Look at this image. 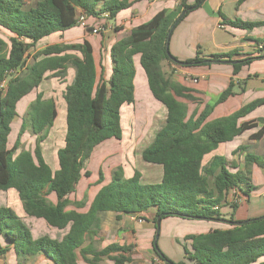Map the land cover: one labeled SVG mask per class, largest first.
Returning <instances> with one entry per match:
<instances>
[{"label":"trees","instance_id":"obj_1","mask_svg":"<svg viewBox=\"0 0 264 264\" xmlns=\"http://www.w3.org/2000/svg\"><path fill=\"white\" fill-rule=\"evenodd\" d=\"M205 0H195L192 5L183 0L171 13L161 11L148 22L132 29L130 35L110 49L112 73L107 82L98 79L91 44L84 40L76 44H54L35 50V44L53 33L64 32L77 24L76 11L95 21V27L103 15L111 20L130 7L128 0H36L27 6L24 0H0V29L9 35L7 41L0 38V191H17L28 215L41 219L57 230H66L60 240L48 236L34 238L27 226L10 207H0V235L12 248L17 263L29 257L43 255L52 264H78L74 252L80 250L85 262L98 264L101 257H108L113 264H135L125 256L130 246L110 244L100 251L82 250L85 237L96 233V216L101 212L119 215H136L155 210L157 217L183 220L218 222L224 229L187 235L183 245L184 259L193 264H264V216L244 221H234L232 214L238 208L231 203L229 219L222 217L219 208L226 195L235 191L248 197L254 187L250 185L251 165L264 168L262 158L239 146L236 152L245 153V170L228 165L223 156H213L204 165V156L216 150L220 144L232 141L244 132L259 129L249 139L264 138V119L241 122L255 108L264 105V99L255 100L233 114L206 122L214 106L233 95L232 84L217 98L214 105L207 104L195 118L187 117V105L177 98L193 100L186 89L166 78L161 69L163 61H177L166 52V38L176 18L182 19L199 8ZM222 24L250 32L260 23L227 20L220 13ZM94 27L87 25V28ZM261 45L257 57L233 62L234 72L254 59H264V39H255ZM236 51L215 54L209 60L196 56L179 65L199 66L210 63H231ZM144 71L149 90L154 99L167 110L166 123L156 134L154 141L143 150L141 157L146 163L161 165V181L142 184L140 173L134 171L125 178L121 167L111 175L84 213L66 210L69 201L63 199L74 189L81 178L86 160L93 150L108 139L121 140L120 111L123 105L134 101V61ZM74 69L71 84L65 87L62 98L65 103V129L62 142L54 145L52 170L42 156L41 144L47 139L57 116L52 99L43 100L37 93L35 100L21 119L15 140L11 139L14 120L18 117L17 104L37 89L44 74L63 79L67 69ZM47 78V77H46ZM1 91V92H2ZM28 132L34 140L31 150H21V137ZM84 176H89L88 172ZM99 172V180H102ZM53 195L57 203L50 201ZM78 205V204H75ZM229 224V225H228ZM153 252L162 264L175 263L158 248L155 237ZM8 247L0 244V259ZM92 259L86 260V254ZM110 254H118L113 257Z\"/></svg>","mask_w":264,"mask_h":264},{"label":"crops","instance_id":"obj_2","mask_svg":"<svg viewBox=\"0 0 264 264\" xmlns=\"http://www.w3.org/2000/svg\"><path fill=\"white\" fill-rule=\"evenodd\" d=\"M182 1L128 0L130 7L120 11L114 19H100L99 22L104 26L102 33L92 34L90 28L76 26L67 31L53 33L41 39L35 44V50L33 52L54 44H76L87 40L92 46L97 77L107 82L112 73V62L110 59L111 47L118 41L128 37L132 29L148 22L159 12L166 11V13H171ZM185 1L188 5H192L195 2V0ZM220 13L227 20L234 21L237 19L243 22L260 23V25L250 32L232 28L222 24ZM79 17L85 19L86 25H93L95 27V21L91 18H86L80 10H77L76 18ZM255 39H264V0H205L199 8L191 11L177 23L168 43L169 54L177 61L190 60L196 56L203 60H209L212 55L236 51V54L231 58V63H210L207 65L187 67L169 60L161 63V69L166 78L189 89L187 94L193 100L182 97L177 98L187 105V117L195 114L196 118L207 104L214 105L219 95L230 84L233 87V95L229 96L225 101L216 104L207 117L206 122L229 116L255 100L264 99V59H254L249 64L242 65L236 73L233 67V62L261 55L258 51L261 45H257L254 42ZM139 58V55H135L133 58L135 71L133 80L134 101L129 105H123L121 107L120 118L121 128L124 122L129 126V129H131V125L133 128L134 123L135 125L142 124V126L140 125L138 127L137 125V127L132 129V133H127V137L122 135L121 140H118L120 141V147L113 150V152L110 151L107 153V156L104 155L103 149L102 151H98L99 145L97 146L98 148L96 147L93 150L91 156L85 162L80 180L76 183L73 190L63 196V199L69 201L66 210H75L80 213L86 212L102 186L110 182L111 175L117 167L122 168L125 178H130L134 171L139 172L141 175L140 182L144 184L145 174L136 166V157H139V159L142 158L141 154L143 150L154 141L156 134L164 127L167 110L163 104L157 102L152 96L144 71L139 64ZM49 75L50 72H46L38 88L25 96L17 104V107L20 105L21 115H18L14 120L12 127L20 123L22 117L27 113L30 104L35 100L37 93L42 95L43 100L52 99L54 101L57 112L56 119L58 117V104L63 105V116L65 120V103H63L62 95L65 87L71 84L73 80L74 69L69 67L65 77L61 80L59 78H51ZM193 80H196V82L193 83ZM258 119H264V105L255 108L244 118L240 119L239 123L253 122ZM259 126L244 132L230 142L220 144L216 150L204 156L203 164L206 165L213 156L217 155L225 157L229 165L233 163V155H240L241 162L238 163L237 168L241 171L245 170V164L243 163L245 153L236 152L233 154L239 146L247 147V152L262 158L264 161V138L258 141L249 139L252 134L256 133ZM53 130L55 131L54 125L46 140H49ZM109 140L104 141V143L111 144L108 143ZM43 143L41 144L42 156L53 170L55 166L50 165L51 160L49 161L48 159L47 161L45 158ZM102 164L107 167L104 173L100 168ZM146 164H148L146 169L149 171V179L159 183L163 173L162 166L150 163ZM90 165L95 166V169L98 168L97 177H94L90 170ZM85 172L89 173L88 177L84 176ZM99 172L102 173V180H99ZM249 172V183L254 187V190L250 192L248 197L241 196L235 191H230L226 195L225 203L219 208L221 214L225 213L231 216L232 209L228 205L236 202L238 208L232 214L234 221H244L264 216V168L251 165ZM9 192H12V190L6 192L0 191V207H10L20 219L25 218L26 220H32L35 224H43L45 230L46 227H49L44 221L43 223L36 221L28 215L23 203L18 199L17 191L14 190L15 194L12 196L11 193V196L8 197ZM49 199L51 202L57 203L53 195H50ZM226 208H229L230 211L227 212ZM154 214V209L136 215H119L113 212H101L96 216V225L92 229L96 234L92 238L85 237L82 250L92 248L94 251H100L110 244L125 245L131 247V250L125 256L131 259L133 263L136 262L135 259L144 256L149 260L153 259V262L162 264L154 254L152 248L156 229H154L152 222ZM103 215L104 217L110 215L109 218L113 221L114 225L110 228L115 231V236L102 238V244L98 248L94 240L100 239L109 233L107 228L101 229V216ZM164 221L166 225L163 229L161 225H163ZM160 227L161 231L165 230L160 234L164 235L166 243L168 245L172 244L176 248L177 255L170 258V260L175 263L183 261L185 264H193L184 259L182 246L189 245V241L183 240L184 237L187 235L206 233L213 229H224L226 226L224 227L218 222L212 221L183 220L168 217L161 221ZM173 228L174 230L180 228L181 234L176 235L173 230L171 234V229ZM50 232V238L60 240L67 232V229L60 231L51 228ZM31 233L33 236L32 230ZM40 236H44V234L40 232L34 238ZM177 242L181 245L175 246ZM0 244L2 247H8L7 252L0 259V264H7V261H11L12 263L13 261L17 262L14 251L8 246L1 235ZM157 245L159 250L162 251L160 237L157 240ZM74 255L78 264H90L83 260L79 249L75 250ZM110 255L114 257L118 254ZM85 257L88 261L92 259V255L88 253ZM261 261H264V259ZM22 264L52 263L40 254L27 258ZM98 264H113V261L104 256L99 259Z\"/></svg>","mask_w":264,"mask_h":264},{"label":"rangeland","instance_id":"obj_3","mask_svg":"<svg viewBox=\"0 0 264 264\" xmlns=\"http://www.w3.org/2000/svg\"><path fill=\"white\" fill-rule=\"evenodd\" d=\"M35 1L36 0H24V2H25V4L27 5V6H32V5H34L35 4ZM101 24V23H100ZM255 28V27H254ZM253 28V29H254ZM252 29V30H253ZM101 33H102V27H101V31H100ZM0 38H2V39H4L5 41H7V39L9 38V35L6 33V32H4L3 30H1L0 29ZM30 54H32L33 53V50H31L30 52H29ZM72 68V67H71ZM2 90H0V98H1V96L3 95V91L1 92ZM63 103H64V101H63ZM16 112H17V114L18 115H21V108H20V105H18V107H16ZM145 122V121H144ZM21 121H20V123L17 125V126H13L12 127V130H11V139L12 140H15V138H16V135H17V132H18V129H19V127H20V125H21ZM145 124V123H144ZM138 125V124H137ZM137 125H135V123L133 124V128H135V127H137ZM141 126H142V124H140ZM140 125H138V127H140ZM143 126H145V125H143ZM54 127H55V131L53 130V132L51 133V135H50V137H49V140H46L45 141V143H43V150H44V155H45V158H46V160L48 161V159H49V161L51 160V162H50V165L52 164V166L54 167L55 166V163H54V145H56V146H59L60 144H61V142H62V137H63V133H64V129H65V120H64V116H63V105H61L60 103L58 104V117H57V119H56V121H55V123H54ZM132 125H131V129H129V126L126 124V122H124L123 124H122V135L124 136H126L127 135V133H129L130 134V132L132 133ZM16 130V131H15ZM55 132V133H54ZM54 134V135H53ZM129 134H128V136H129ZM127 137V136H126ZM109 140V139H108ZM33 143H34V140H33V137L27 132V133H25L22 137H21V146H20V148L18 149V151L15 153V155L17 154V153H19L21 150H31L32 148H33ZM104 143V142H103ZM108 143H111V144H102V145H99L98 147H99V150L98 151H102V149L104 150V155H108L107 153H109L110 151H112L113 152V150H115V149H117V148H119L120 146V141H118V140H115V139H113V138H111L110 140H109V142ZM147 144V143H146ZM97 147V148H98ZM234 156V160H233V163H230L229 165H232V164H234V165H238V163H240L241 162V160H240V155H233ZM136 160H137V163H136V166L140 169V170H142V172L145 174L144 175V184H156L157 183V181H155V180H151V179H149V171L146 169V167L148 166V164H146V162H144L143 160H142V158H140L139 159V157H136ZM243 163H244V161H243ZM108 165H110V164H108ZM52 168V167H51ZM100 168H101V170H102V172L104 173V171H106L107 170V167L104 165V164H102L101 166H100ZM90 170L92 171V173H93V175H94V177H97L98 175H97V171H98V168L97 169H95V166H91L90 165ZM10 194H8V197H10L11 196V193H12V196L15 194V192H14V190H12V192H9ZM12 200V199H11ZM10 200V201H11ZM54 200V199H53ZM229 207L231 206V203L228 205ZM226 210H227V212L228 211H230V209L229 208H226ZM223 212V211H222ZM111 215V214H110ZM109 215V216H110ZM222 215V217H224L225 219H229V215L228 214H225V213H222L221 214ZM109 216L107 217V216H105L104 217V215L103 216H101V218H102V220H101V229L103 228V229H108V234L106 235V236H104V237H101L100 239H97V240H94V242H95V244H97L96 246L99 248V245L100 244H102V238H105V237H107V238H111V237H113V236H115V231L112 229V228H110V227H113L114 225H113V221H111V219L109 218ZM32 219H34V220H36V221H41L42 223H43V220H41V219H35V218H32ZM21 220L27 225V226H29L30 228H31V230H32V232H33V237H36V235L37 234H40V232H42L43 234H44V236H48V237H50V234H51V232H50V230H51V228H49V227H46V230H45V226L43 225V224H35V223H33L32 222V220H26L25 218H21ZM165 225H166V223H165V221L163 222V225H161L162 226V228L164 229V227H165ZM172 226V225H171ZM161 228V227H160ZM172 230H173V232H175L176 233V235H180L181 234V229L179 228V229H175L174 230V228L173 229H171V234H172ZM165 231V230H164ZM164 231H161L160 230V232H159V235H158V238L160 237V247H161V252L163 253V254H165V256H167L169 259L170 258H172V257H175L176 255H177V252H176V248L172 245V244H167L166 243V240L164 239L165 237H164V235L163 234H160L161 232H164ZM47 233V234H46ZM60 233H62V232H60ZM49 234V235H48ZM59 235V234H58ZM61 235V234H60ZM112 235V236H111ZM161 235V236H160ZM154 237H155V235H154ZM96 238H98V237H96ZM158 238H157V240H158ZM183 238V237H182ZM181 244L180 243H175V246H180ZM117 256V255H116ZM115 257V256H114ZM135 261L137 262V263H143V264H160V263H157V262H153V259L152 260H149L148 258H146V257H142V256H140L139 258H137V259H135ZM135 262V263H136ZM136 263V264H137ZM7 264H18L17 262H15V261H13V263L11 262V261H7Z\"/></svg>","mask_w":264,"mask_h":264},{"label":"water","instance_id":"obj_4","mask_svg":"<svg viewBox=\"0 0 264 264\" xmlns=\"http://www.w3.org/2000/svg\"><path fill=\"white\" fill-rule=\"evenodd\" d=\"M184 16V13H181L177 19L174 21L172 27L170 28L169 32H168V35H167V38H166V52L167 54H169V51H168V43H169V40H170V36L172 34V31L174 29V27L177 25V23L182 19V17ZM174 63L178 64L177 61H173ZM160 223H161V218L160 217H157L156 219V229H155V240H157L158 238V235H159V232H160Z\"/></svg>","mask_w":264,"mask_h":264},{"label":"built area","instance_id":"obj_5","mask_svg":"<svg viewBox=\"0 0 264 264\" xmlns=\"http://www.w3.org/2000/svg\"><path fill=\"white\" fill-rule=\"evenodd\" d=\"M106 17H107V15H103L102 16V18H106ZM77 24L79 26L83 27V28H87L86 21H85V19L83 17L77 18ZM101 27L103 29L104 26L102 25V23L101 24L99 23L98 26L90 28L91 29V33L92 34L100 33ZM195 82H196V80H193V83H195ZM2 88H5V82H2L1 85H0V90Z\"/></svg>","mask_w":264,"mask_h":264}]
</instances>
